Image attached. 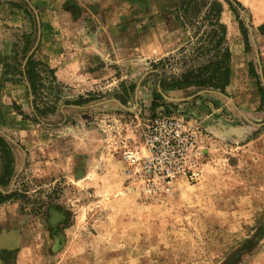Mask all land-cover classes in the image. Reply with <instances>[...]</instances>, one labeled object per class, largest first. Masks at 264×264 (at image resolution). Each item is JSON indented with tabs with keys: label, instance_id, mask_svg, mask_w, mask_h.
<instances>
[{
	"label": "rangeland",
	"instance_id": "1",
	"mask_svg": "<svg viewBox=\"0 0 264 264\" xmlns=\"http://www.w3.org/2000/svg\"><path fill=\"white\" fill-rule=\"evenodd\" d=\"M139 1L0 0V264H264V0H216L223 88L167 86L220 54L214 0ZM163 117L194 133L169 180L140 166Z\"/></svg>",
	"mask_w": 264,
	"mask_h": 264
},
{
	"label": "built area",
	"instance_id": "2",
	"mask_svg": "<svg viewBox=\"0 0 264 264\" xmlns=\"http://www.w3.org/2000/svg\"><path fill=\"white\" fill-rule=\"evenodd\" d=\"M193 134L177 118L163 117L151 122L146 134L147 155L140 164L144 175L169 180L180 172L189 173L187 150L193 148ZM124 158L130 164L136 162L135 153L131 150L124 151Z\"/></svg>",
	"mask_w": 264,
	"mask_h": 264
},
{
	"label": "trees",
	"instance_id": "3",
	"mask_svg": "<svg viewBox=\"0 0 264 264\" xmlns=\"http://www.w3.org/2000/svg\"><path fill=\"white\" fill-rule=\"evenodd\" d=\"M236 2L239 3L237 0ZM210 9L215 11L214 25L217 27L215 28L216 30H213V33L215 35L217 34V37L214 39L213 49L217 51H221L220 54L216 52L217 58L215 60H210L206 64L198 66L195 69H190L186 71L179 78L172 79L171 82L167 84V86L182 87V86L194 85L198 87L211 86V87L223 88L225 85H227L230 82L231 73L228 64L229 51L224 46L226 28L225 25L219 20L220 13L222 11L221 2H218L216 0L212 1ZM232 11L235 13L236 19L239 22L240 31L243 34L245 40V45L246 47H248V40L246 37V31L243 27V23L239 19L238 14H236L234 8L232 9ZM257 31L260 34L264 35V22H262L257 27ZM249 66L250 69H252L253 64L250 63ZM37 70H38V61L35 60L32 56L27 57L24 65V72L22 70H19L20 73L26 75L30 88L33 90V92L36 88L35 85H36ZM259 91L263 95L262 87H259ZM10 162L11 161H8L4 166L3 176L0 177L1 184H5L7 182V178L9 177L12 171V166ZM8 196L9 195L7 194L0 193V202Z\"/></svg>",
	"mask_w": 264,
	"mask_h": 264
},
{
	"label": "crops",
	"instance_id": "4",
	"mask_svg": "<svg viewBox=\"0 0 264 264\" xmlns=\"http://www.w3.org/2000/svg\"><path fill=\"white\" fill-rule=\"evenodd\" d=\"M148 1L149 0H140L139 1V3H144V2H146V3H148ZM152 1V0H151ZM161 1H163V0H153L152 2H153V6L152 5H146V6H148V7H150L149 9H152V7H153V10H151V13L153 12V16H159L160 14L159 13H164V12H166V10H164L163 11V7L164 6H166V5H163V3H161ZM166 1V4H167V2H168V0H165ZM170 1V0H169ZM151 2V3H152ZM165 3V2H164ZM62 55L60 54V55H54V56H51L50 58H49V63L52 65V67H57V68H53V69H57L56 70V74H57V77H59L60 79H62L63 80V77H65L67 74H68V76L69 75H74V74H77L78 73V71H76V70H72V69H70V70H67V69H62V67H61V64H62ZM74 67V66H73ZM58 71V72H57ZM11 93H18V92H20V87L18 86V85H13L12 87H11V90H9ZM14 91V92H13ZM16 98V95L14 96V99ZM19 99H21V97L19 98ZM1 103H3L4 104V100L1 102ZM0 103V104H1ZM4 108H7L6 106H4ZM4 117V116H3ZM3 120H4V118H3ZM13 122H16L15 123V125H23V124H21V121H19V120H16V121H13ZM2 123H8V122H2Z\"/></svg>",
	"mask_w": 264,
	"mask_h": 264
}]
</instances>
